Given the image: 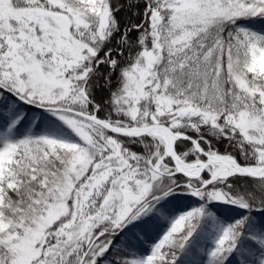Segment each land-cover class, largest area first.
<instances>
[{"label":"snow or ice","instance_id":"snow-or-ice-1","mask_svg":"<svg viewBox=\"0 0 264 264\" xmlns=\"http://www.w3.org/2000/svg\"><path fill=\"white\" fill-rule=\"evenodd\" d=\"M0 264H264V0H0Z\"/></svg>","mask_w":264,"mask_h":264}]
</instances>
